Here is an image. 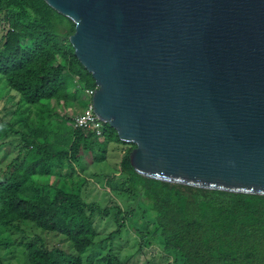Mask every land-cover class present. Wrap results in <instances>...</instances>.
<instances>
[{
    "label": "water",
    "instance_id": "obj_1",
    "mask_svg": "<svg viewBox=\"0 0 264 264\" xmlns=\"http://www.w3.org/2000/svg\"><path fill=\"white\" fill-rule=\"evenodd\" d=\"M141 176L264 195V0H43Z\"/></svg>",
    "mask_w": 264,
    "mask_h": 264
},
{
    "label": "trees",
    "instance_id": "obj_2",
    "mask_svg": "<svg viewBox=\"0 0 264 264\" xmlns=\"http://www.w3.org/2000/svg\"><path fill=\"white\" fill-rule=\"evenodd\" d=\"M0 18L7 24L0 36L1 86L17 94L18 108L29 107L26 130L14 131L11 123L0 119V144L17 133L23 147L33 149L46 163L37 169L34 163L25 176L14 168L0 179V231L6 226L18 230L23 223L68 245V249L56 242L48 246L35 234L25 242L27 264L89 260L87 252L96 237L91 217L106 211L84 203L69 175L79 179L72 163L80 152L91 163L102 162L110 144L125 148L106 182L124 187L134 200L133 210L152 216L153 232L174 264H264V195L192 187L135 172L128 157L132 144L120 141L110 126L101 122L96 135L72 126L71 116L45 103L76 109L78 99H86L84 90L94 88L68 42L72 21L43 0H0ZM64 166L68 169L59 185H51L48 177ZM100 259L110 263L106 254ZM0 264H4L1 253Z\"/></svg>",
    "mask_w": 264,
    "mask_h": 264
},
{
    "label": "rangeland",
    "instance_id": "obj_3",
    "mask_svg": "<svg viewBox=\"0 0 264 264\" xmlns=\"http://www.w3.org/2000/svg\"><path fill=\"white\" fill-rule=\"evenodd\" d=\"M6 23L0 18V36L6 29ZM0 82V119L12 124V130L23 131L27 128L24 120L29 107H17L18 96L15 92L1 86ZM85 94V92H84ZM47 106L55 109L63 116H71L86 107V99L80 97L76 109L60 105H54L53 101L45 102ZM125 145L108 146L106 159L102 162H90L88 155L80 152L76 163H72L74 174H70L72 184L78 185L79 196L84 203L95 204L106 211V215H92V226L96 232L94 244L88 250L91 256L89 260H83V264H174L171 253L164 250L162 243L153 232L152 216L141 214L134 209V200L124 187H111L106 179L114 171L115 166ZM17 156L16 161L14 157ZM35 163L37 169L45 165L42 156L33 149L26 150L19 134L12 133L0 144V179L7 176L15 168L17 174L25 173ZM8 164L10 167L8 168ZM28 169L26 170V168ZM45 167V166H44ZM68 167L54 169L48 177L53 186H58L59 177L67 172ZM111 172V173H110ZM117 175V172L114 173ZM37 179L44 180L45 176ZM18 230L6 226L0 231V253L4 264H27L25 242L35 234L47 240L48 246L59 243L64 249H68L61 238L53 239L52 236L35 227L20 223ZM109 234H112L109 237ZM18 242H20L18 244ZM107 255V263L101 260V256Z\"/></svg>",
    "mask_w": 264,
    "mask_h": 264
},
{
    "label": "built area",
    "instance_id": "obj_4",
    "mask_svg": "<svg viewBox=\"0 0 264 264\" xmlns=\"http://www.w3.org/2000/svg\"><path fill=\"white\" fill-rule=\"evenodd\" d=\"M94 89V88H93ZM93 89H85V96L87 99V105L85 108L76 111L71 115V124L74 127H79L82 129H90L96 135H99L101 132V122L97 119L95 114L92 111L90 105V97L92 95Z\"/></svg>",
    "mask_w": 264,
    "mask_h": 264
}]
</instances>
